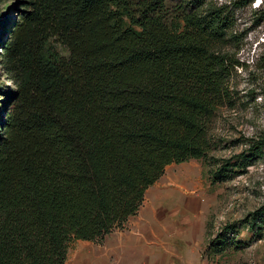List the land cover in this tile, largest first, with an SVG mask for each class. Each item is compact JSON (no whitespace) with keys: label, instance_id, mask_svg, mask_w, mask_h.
Listing matches in <instances>:
<instances>
[{"label":"trees","instance_id":"trees-1","mask_svg":"<svg viewBox=\"0 0 264 264\" xmlns=\"http://www.w3.org/2000/svg\"><path fill=\"white\" fill-rule=\"evenodd\" d=\"M19 1L0 36L14 84L0 115V264H64L68 239L122 228L167 164L205 157L206 121L240 65L222 50L233 19L208 5L178 30L162 0ZM245 143L215 163L210 183L264 156V133ZM248 216L243 225L264 227V205ZM233 229L206 249L222 252Z\"/></svg>","mask_w":264,"mask_h":264},{"label":"rangeland","instance_id":"rangeland-1","mask_svg":"<svg viewBox=\"0 0 264 264\" xmlns=\"http://www.w3.org/2000/svg\"><path fill=\"white\" fill-rule=\"evenodd\" d=\"M128 1L133 7L141 0ZM197 1L201 4L197 5ZM237 1L161 2L160 12L165 23L178 30L182 28L184 13H201L208 5L226 6L233 24L227 30L222 50L240 65L232 69L228 78L229 98L219 104L206 121L209 148L205 157L167 164L159 178L145 189L135 214L126 220L138 218L140 210L149 201V191L170 192L171 196L166 199H162L165 193H155L153 197L155 216L151 221H163L165 231L173 225L169 229L171 233L162 235V261L156 264H264V227L256 233L243 225L249 213L264 205V156L215 183H210L209 176L217 161L240 152L246 147L247 140L264 133V18L255 22L258 16L255 9L264 6L261 3L264 0H252L246 5H239ZM23 9L19 0H0L2 38L9 37L10 26ZM55 47L62 57H67L63 47ZM13 91L14 84L2 61L0 43V115L2 105ZM226 224L234 228L224 233L228 240L226 248L220 253L208 251L210 239ZM167 234H170L169 238ZM231 240L241 243L236 247V242ZM101 243L102 239H68L64 264H86V257L77 259V251L85 253ZM153 249L149 246L147 251L151 257Z\"/></svg>","mask_w":264,"mask_h":264},{"label":"crops","instance_id":"crops-1","mask_svg":"<svg viewBox=\"0 0 264 264\" xmlns=\"http://www.w3.org/2000/svg\"><path fill=\"white\" fill-rule=\"evenodd\" d=\"M155 193H165L162 199L171 196L168 191H149V201L146 202L147 206L145 204L140 210L138 218L129 221H126V219L122 228L110 230L103 236L102 243L101 245H97L98 247H91L85 253L77 251V259L86 257V264H151V261L152 264L161 263L162 235L163 233H171L169 229L172 224L168 226V231H165L163 221H151L155 216V211L152 208ZM159 211H161V208ZM148 219L150 221H147ZM166 236L169 238L170 234ZM147 244H150L149 246L154 248L152 257L147 254L149 249Z\"/></svg>","mask_w":264,"mask_h":264},{"label":"bare ground","instance_id":"bare-ground-1","mask_svg":"<svg viewBox=\"0 0 264 264\" xmlns=\"http://www.w3.org/2000/svg\"><path fill=\"white\" fill-rule=\"evenodd\" d=\"M182 172V171H181ZM185 174V173H184ZM187 174V173H186ZM181 177V176H180Z\"/></svg>","mask_w":264,"mask_h":264}]
</instances>
